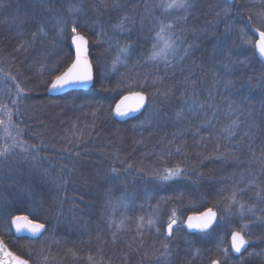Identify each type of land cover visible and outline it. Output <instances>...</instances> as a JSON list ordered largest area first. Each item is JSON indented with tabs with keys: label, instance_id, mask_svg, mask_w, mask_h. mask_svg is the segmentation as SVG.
I'll return each instance as SVG.
<instances>
[{
	"label": "trees",
	"instance_id": "trees-1",
	"mask_svg": "<svg viewBox=\"0 0 264 264\" xmlns=\"http://www.w3.org/2000/svg\"><path fill=\"white\" fill-rule=\"evenodd\" d=\"M159 2L0 0V37L19 43L12 51L0 48L1 55L19 56L24 42L43 28L37 52L17 63L23 72H15V80V74L0 72V85L12 88H0V151L8 150L0 157V227L18 214L47 224L39 239L11 234L10 247L33 264L46 257L63 264H138L141 250L149 248L154 255L157 246L168 244L166 224L172 216L183 218L208 207L219 212L213 229L218 238L242 231L252 241L248 263L264 264V64L253 47V28L264 30V0H228L227 16L218 15L225 0H190L193 6L186 13L168 14ZM70 5L81 7V13H71ZM124 17L123 28L115 27ZM63 19L75 21L77 31L89 37L92 59L96 37L106 44L100 54L111 60L100 69L94 63L90 89L50 96V80L61 73L54 71L73 58V34L65 32ZM161 20L171 22L179 37L167 65L163 59H148ZM14 21L25 30L21 41L11 32ZM226 25L234 27L226 31ZM61 28L63 42H48ZM53 44H60L59 51ZM125 45L128 53L121 59L126 63L113 67ZM17 85L22 92L16 93ZM130 91L146 92L149 103L141 116L120 122L113 107ZM229 127L232 136L225 131ZM73 132L78 142L86 136L87 143L69 146ZM49 137L62 142L60 150L49 139L46 143ZM20 142L31 146L28 153L13 147ZM90 149L116 153L105 162L110 173L117 170L112 179L118 175L121 183L75 174L69 158L82 156L88 173L93 161L103 160ZM48 156L53 159L47 164ZM44 164L48 169H40ZM176 168L182 170L179 177L159 178ZM75 176L81 178L75 181ZM52 178H60L61 185L43 186ZM233 192L237 203H232ZM149 219L154 223L149 225ZM142 260L154 263L150 257Z\"/></svg>",
	"mask_w": 264,
	"mask_h": 264
},
{
	"label": "snow or ice",
	"instance_id": "snow-or-ice-1",
	"mask_svg": "<svg viewBox=\"0 0 264 264\" xmlns=\"http://www.w3.org/2000/svg\"><path fill=\"white\" fill-rule=\"evenodd\" d=\"M228 0H225V6L222 9V12L218 15L227 16L230 12V8L227 6ZM160 8L163 9V12L165 14L170 13L172 10H182L185 13L189 8H191L193 5L190 3V0H160L159 5ZM69 11L73 14H79L81 13L82 9L81 7L77 5H70ZM262 19H264V14H261ZM128 17H124L123 20H121L120 23H118L115 27L117 28H123V21L127 20ZM178 19L183 20L185 19L184 16L178 17ZM249 21H251V17L248 18ZM234 26L226 25V31L231 30V28ZM173 24L171 22L165 23L164 21H159V28L155 31V35L153 37L154 43L152 44L150 54L148 56V59L151 61H158L160 59H163L164 63L167 65L169 63L168 61V55L169 54H175L177 50V45L179 41V37L176 36V34L172 31ZM40 31H43V28L41 27ZM239 34L241 37L245 35V30L243 28L238 29ZM71 32H72V43L75 45V61L72 63V65L68 68L66 72H64L62 75L57 76L55 81L52 83L53 88H62L65 86H70L73 84H83L88 81H91L92 76V65L90 61L88 60V40L83 36L80 35L77 31V27L75 24V21L71 24ZM60 33H63V28L60 29ZM254 33L258 34L259 40L257 43L253 45L254 49H258L259 54L262 58H264V31H261L259 28L254 29ZM245 43H253L251 40H246ZM129 46L125 45L123 47H120L119 49V55L113 60V67L117 63H126V59H121V56L126 57L128 53ZM187 54V50H185ZM227 67V65H225ZM13 80H15V77H12ZM19 88V85H17ZM19 91H23V88H19ZM136 99V104L134 107H127L124 105V101L128 100L130 97H124V100L121 101V104L117 105L115 111L117 114L123 116L127 115L128 111H138L140 108L144 107L146 97L142 93H133L132 94ZM124 109V110H122ZM2 123V121H0ZM235 124V122H233ZM225 131L228 133L229 136L234 135V133L229 128H226ZM13 147H19L22 154H26L29 152V147H25L22 142L19 144L13 145ZM34 150V149H33ZM8 154V150L4 149L3 151H0V157H4ZM131 165H129V168ZM116 169L113 168L112 172L116 173ZM182 170L179 168L168 169L166 170L165 174L161 177H159L162 180H171L173 178L179 177L181 175ZM235 192L232 194V203H237L235 199ZM248 211H252V209H249ZM244 213V205L240 204V214L243 215ZM216 218V213L212 211V209H208L207 212L200 214V216H192L188 218V227L193 229H198L200 231L207 230L213 223V221ZM21 219L27 220V217H16L12 220L13 224H16L17 231L21 230V225L19 224V221ZM141 222H143V217L140 218ZM149 225L153 224L154 222L149 219L147 221ZM176 224V220L172 219L168 223L167 227V233L170 236L172 234L173 225ZM28 229L36 234L39 233L43 228V224H32L29 222L28 225H26ZM248 225H242V228H247ZM248 244V240L245 239V236L242 232L237 231L232 234V247L234 248L235 252L239 253L241 250ZM165 248H167V245H165ZM0 251H3L6 253L7 256L13 257V254L11 252H7L5 247L3 246V242L0 241ZM224 252L227 253V249H224ZM15 264H28L27 260L20 259L19 257H15ZM91 259V257H89ZM5 264H8L6 261ZM213 264H220L219 260L213 261Z\"/></svg>",
	"mask_w": 264,
	"mask_h": 264
},
{
	"label": "rangeland",
	"instance_id": "rangeland-1",
	"mask_svg": "<svg viewBox=\"0 0 264 264\" xmlns=\"http://www.w3.org/2000/svg\"><path fill=\"white\" fill-rule=\"evenodd\" d=\"M16 16H17V14L14 16V18ZM1 21L4 24L7 23V21L4 20V19H1ZM16 23H21V22L20 21H16V22L14 21V27L11 30V32L15 36V38H17L19 41H21V40H23L21 38H23V36L25 35L24 34L25 30L23 29V27H22L23 25L22 24L21 25L20 24L15 25ZM62 23L64 24L65 32H71V23L70 22H66L64 19L62 20ZM7 29H10V26L7 27ZM64 29H63V33H61L60 35L55 36V37H49L48 42H54V43H61V42H63V39L62 38L64 37L63 36ZM0 32L2 34V31L1 30H0ZM40 33H41L40 31H37V32L34 33L35 34V37H33V38L30 39V40H32V42L30 40H29L28 43L27 42H24V45H26L25 46L26 48H23V47L20 46L21 48H23V50H21L19 56L18 55L3 56V55L0 54V72H2V73L3 72H11V75H14L15 74L14 77H17V74L15 72H23L22 70H19L18 69L17 63H18L19 60H21V56L24 57V58H28V57H30L32 55V53H33L34 50H35V53L37 52L36 49L39 46H41L39 44L40 43V39H39ZM8 37L9 36H7V35L5 36V38L4 37H0V48L4 49L5 51L15 50L19 46V43L14 46L12 44V41H11L10 37L9 38ZM94 43L96 45L94 47V50H95V52H97L94 55V57H93L94 63L96 65L95 67L98 68V69H100V67L102 65H103V67H107V65L109 64V60H111V59L108 58L105 53L100 54V46H102V43L105 44V42H103L101 39L99 40V39H97L95 37V42ZM53 45H55V50L56 51H59L58 48H59L60 44H53ZM64 69L65 68H58L54 72H58L59 73V72H62ZM102 71L104 73V70H102ZM25 72H27V71H25ZM127 73H129V72H127ZM4 74L5 73H3V75ZM130 75H127V76H130ZM53 79L54 78H51L50 83L52 82ZM94 81H95V79H94ZM50 83H49V85H50ZM0 84H1V81H0ZM0 88L3 89L5 92H9L10 90H12L11 87L10 88H7L6 86H1V85H0ZM16 91H17L16 93L20 92L18 87H17ZM5 109L8 112V109L7 108H5ZM144 111L142 113H140L138 116L133 117L132 119H135V118L141 116L144 113ZM9 124L10 123H8V125ZM94 126L95 125H93L91 127L89 126V134L91 133V131H92V129H93ZM86 129H88V127H86ZM71 134H72L71 137H74L75 133L73 132ZM50 137L46 139V143H47V141L49 139V143L51 145H54L56 151L60 150L61 147H62V142L60 140H58V139L50 138ZM83 137H85V139L83 141L81 139L78 142L79 135H75V137L72 138V140H70L69 146H75V147L83 146L82 142L85 145L87 143L88 138L86 136H83ZM84 141H86V142H84ZM43 144H44V142H43ZM92 149H94V148H92ZM92 149H90L88 152H90L91 154L93 153L96 156L102 157L103 160H100L97 163L93 161L92 162L93 165L91 166L92 167V172L91 173H88V171H90V170H87V168L85 166H81V163H84V159L82 158V156H79V157H75L74 156L72 158H69V161L70 162H75V174H77L76 173L77 171H82V172H86L87 173V176L91 177L92 180L95 179L96 177H98V178H105V177H107V178H109V179H107V181H110V180H113L114 179L116 182L121 183L122 180L120 178H118V175L115 176V178L112 179V177H111L112 176V171H111V173L109 172L110 168L107 166V164H106L107 162H105V160L109 162V161H112L113 159H115L116 158V153L106 152V153H103V154L100 155V153L92 152ZM52 159H53L52 157L50 158L48 156V158H46V162H47V160L52 161ZM31 164L33 166L35 165L34 163H31ZM47 164H48V162H47ZM40 169H48V168L46 167V164H44L43 167H41ZM147 172H149V171H147ZM149 173H150V175L155 176L158 172L154 171V172H149ZM81 176H83V175H81ZM81 176H75V181H77L78 178H81ZM110 177H111V179H110ZM44 179L46 180V178H44ZM44 185H45L46 188L49 185L60 186L61 185V180H60V178H58V179L52 178L49 181L48 184L43 183V186ZM120 198H121V201H123L124 203H126L125 200H122L123 199V196L120 197ZM117 199H119V198H117ZM172 218H175V216H172L170 219L172 220ZM11 220H10L8 226L3 225V226L0 227V238H2L3 240H5L9 245H10L9 242H10L11 234L13 235L11 238H13V237L14 238H19V237H16L15 236V234H14V232L12 230ZM171 220H169V221H171ZM167 225H168V223H167ZM140 254H141L140 255L141 258L144 259V260H146V261H147V258L148 257H150V258L153 257L152 256L153 255V252L149 248H144L143 250H141ZM142 259H140V261L138 259V264H144L145 261H143ZM39 264H63V263L60 262V261H57L55 259L48 260V257H46V260H44V259L40 260L39 261Z\"/></svg>",
	"mask_w": 264,
	"mask_h": 264
},
{
	"label": "flooded vegetation",
	"instance_id": "flooded-vegetation-1",
	"mask_svg": "<svg viewBox=\"0 0 264 264\" xmlns=\"http://www.w3.org/2000/svg\"><path fill=\"white\" fill-rule=\"evenodd\" d=\"M176 224L173 226L172 234L167 233L166 240L168 242L167 248L165 245L157 246L152 257L153 264H176L182 260L181 264L187 263L190 259L191 264H212L213 261L219 260L220 264H250L249 256L252 241L247 239L249 246L241 253H232L230 246V236L218 238L216 230L210 229L207 231L189 232L185 228L184 218H173ZM167 231V230H166ZM231 235V234H230ZM226 242V245L218 244L214 247H208L207 243ZM178 251L176 252V250ZM227 249V253L224 252Z\"/></svg>",
	"mask_w": 264,
	"mask_h": 264
},
{
	"label": "water",
	"instance_id": "water-1",
	"mask_svg": "<svg viewBox=\"0 0 264 264\" xmlns=\"http://www.w3.org/2000/svg\"><path fill=\"white\" fill-rule=\"evenodd\" d=\"M261 31H263V30H261ZM79 34H80V35H83V36L88 40V46H87V47H88V53H87V55H88V60L90 61L91 65H92V76H93V78H92L91 81H88V82L83 83V84H73V85H70V86L62 87V88H53V87H52V83L55 81V79H56V77H57V76H56V77L53 79V81L51 82V84L49 85V88H48V94H49L50 96H59V95H63V94H65V93H67V92H69V91H72V90H87V89L91 88L92 85H93V83H94V65H93V62H92V59H91V56H90V47H89V45H90V40H89V38H88L87 36H85L84 34H82V33H79ZM256 37H257V39H256V42H255V43H257L258 40H259V36H258V34H256ZM71 46H72L73 51H74V59H73V61L71 62V64L67 67V69H66L64 72H66V71L68 70V68L72 65V63H74V61H75V45L72 43V38H71ZM255 52H256L258 58L264 63V58H262V57L260 56L258 49H255ZM64 72H62L60 75H62ZM60 75H58V76H60ZM133 93H142V94L147 98L146 101H145L144 107L140 108L138 111H128V112H127V115H123V116H121V115L117 114L116 111H115V109H116L117 105L121 104V101L124 100V97H130L128 100L124 101V105H125V106H127V107H134V106H135V104H136V99H135V97L132 95ZM147 105H148V95H147L145 92H142V91H132V92L126 93V94H124L123 96H121L120 99L115 103L114 108H113V115H114V117H115L116 119H118V120H120V121H125V120H127V119H130V118H133V117L138 116L140 113H142V112L146 109ZM122 110H124V109H122ZM208 209H212V208H208ZM208 209H207V210H208ZM207 210H205V211L202 212V213L207 212ZM212 211L216 213V218H215V220L213 221L212 225H211L208 229H210V228L214 225V223H215L216 220H217V216H218V213H217L216 210L212 209ZM202 213H194V214H191V215H189V216L187 217L186 222H185V227H186L189 231H200V230H198V229H193V228H189V227H188V218H189V217H192V216H200V214H202ZM16 217H21V218H23V217H27V220L21 219V220L19 221V224L22 226L20 231H17V230H16V228H17L16 224H13L12 221H11V226H12L13 232H14V234H15L16 236H18V237L28 236V237H31V238H38V237H40V235H41L42 233L45 232V230H46V228H47L46 224H44V223H42V222H38V221H33V220H32L29 216H27V215H24V214H22V215H17V216H15L13 219H15ZM13 219H12V220H13ZM29 222H31L32 224H43V225H44V228H43L39 233L34 234V233H32V232L28 229V227H26V225H28ZM208 229H207V230H208ZM235 232H237V231H235ZM233 233H234V232H233ZM0 241L3 242V246L5 247V249L7 250V252H11V253L13 254V257H9V256L6 255L5 252L0 251V264H5L6 261L8 262V264H15V259H14L15 257H19L20 259L27 260V261H28V264H32L30 260H28V259H26L25 257H22L21 255L15 253V252H14V251H13L8 245H7V243H6L4 240H2L1 238H0ZM246 248H247V245L241 250V252H243ZM231 249H232V251H233L234 253H236V254L241 253V252H239V253L235 252L234 248L232 247V235H231Z\"/></svg>",
	"mask_w": 264,
	"mask_h": 264
}]
</instances>
